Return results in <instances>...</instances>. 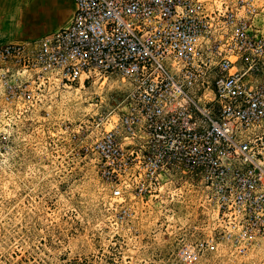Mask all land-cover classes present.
Listing matches in <instances>:
<instances>
[{
	"label": "built area",
	"instance_id": "obj_1",
	"mask_svg": "<svg viewBox=\"0 0 264 264\" xmlns=\"http://www.w3.org/2000/svg\"><path fill=\"white\" fill-rule=\"evenodd\" d=\"M71 1L65 25L0 43L3 113L47 117L61 91L116 79L57 132L88 157L119 218L187 179L223 243H264V0Z\"/></svg>",
	"mask_w": 264,
	"mask_h": 264
},
{
	"label": "rangeland",
	"instance_id": "obj_2",
	"mask_svg": "<svg viewBox=\"0 0 264 264\" xmlns=\"http://www.w3.org/2000/svg\"><path fill=\"white\" fill-rule=\"evenodd\" d=\"M33 1L0 0V42L31 36L22 28L46 35L69 19L62 0L60 15L23 20ZM118 88L110 78L61 91L47 117L39 107L4 114L0 100V264H264V243L239 253L219 239L195 181H165L119 218L88 157L57 132Z\"/></svg>",
	"mask_w": 264,
	"mask_h": 264
},
{
	"label": "crops",
	"instance_id": "obj_3",
	"mask_svg": "<svg viewBox=\"0 0 264 264\" xmlns=\"http://www.w3.org/2000/svg\"><path fill=\"white\" fill-rule=\"evenodd\" d=\"M59 1H62V0H34L32 2V4H30L29 9L24 7V12L26 13V15H25V18L23 20H26V18H27V20H28V18H31L34 22H37L36 19L43 18V17H45V15H48V14H51V15L55 14L57 16V14H58L57 12H58V9L60 7ZM66 2H68L69 11L71 14V11L73 9L72 1L67 0ZM42 5L44 6V8H42ZM21 15L19 17H21ZM58 15H60V13ZM31 19H30V21H31ZM34 24H36V23H34ZM29 25L30 24H27V26H29ZM21 33L23 34V36H26V35H31V36H29L28 38H23V40H20V41L34 40V39H37V38L45 35V34H41L39 36H36V35L34 36V33L30 34L31 32H30L29 28H27V29L22 28ZM0 38H4V36H0ZM7 42H10V41H7ZM0 43H4V42H0Z\"/></svg>",
	"mask_w": 264,
	"mask_h": 264
}]
</instances>
